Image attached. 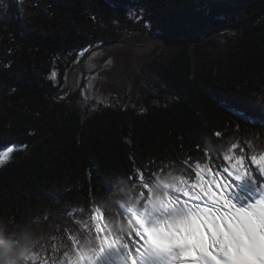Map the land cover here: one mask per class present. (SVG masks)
<instances>
[{
	"label": "trees",
	"instance_id": "obj_1",
	"mask_svg": "<svg viewBox=\"0 0 264 264\" xmlns=\"http://www.w3.org/2000/svg\"><path fill=\"white\" fill-rule=\"evenodd\" d=\"M136 30L184 39L147 58L143 74L156 92L141 87L124 107L87 116L77 95L48 97L67 94L80 51ZM241 109L255 126L237 119ZM261 113L264 0H3L0 150L26 148L0 167V227L55 233L58 223L73 225L65 209L109 201L105 186L117 193L134 165L150 171L205 149L215 158L237 140L264 147Z\"/></svg>",
	"mask_w": 264,
	"mask_h": 264
},
{
	"label": "snow or ice",
	"instance_id": "obj_2",
	"mask_svg": "<svg viewBox=\"0 0 264 264\" xmlns=\"http://www.w3.org/2000/svg\"><path fill=\"white\" fill-rule=\"evenodd\" d=\"M234 115L256 124L249 111ZM17 148L26 145L0 151V166ZM160 163L134 165L117 193L105 186L109 201L65 209L73 225L55 233L0 227V264H264V147L237 140L222 156L205 149L194 161Z\"/></svg>",
	"mask_w": 264,
	"mask_h": 264
},
{
	"label": "rangeland",
	"instance_id": "obj_3",
	"mask_svg": "<svg viewBox=\"0 0 264 264\" xmlns=\"http://www.w3.org/2000/svg\"><path fill=\"white\" fill-rule=\"evenodd\" d=\"M231 32L234 31L232 30ZM149 35L158 36V34H150L142 30H136L123 34L119 39H122L123 41V39L128 36L125 43L139 45L144 41H148ZM153 43L154 45L151 47L153 50H161L167 45H163L161 40ZM114 46L116 45L92 52L84 63L83 73L76 69L78 70L76 88L74 86L73 88L74 90H77V92L73 96H79L80 100L78 102V107L81 114L84 116L98 111L100 108L108 107L113 103L124 107L127 102L126 96L129 93L132 95L134 94L135 98H138L139 95L143 94L140 90L141 87L144 88V90H149L153 93L157 91L156 86L154 85L155 78H148L149 76L145 77L142 70L147 58L153 50L146 57H137L132 51L134 48L130 46L119 45L118 48H115ZM85 51L86 49L78 53L79 57L75 64L80 60L82 56L81 53H84ZM109 59L111 60V63L106 64V61ZM75 64L73 66L74 68L72 67L73 69H75ZM73 69L68 71L70 73L66 77L68 91L69 86L72 88L70 77L72 78ZM52 76H55V79H51L56 82V72H53ZM93 77H95V79H91ZM90 82L93 84V87L88 89L87 86ZM85 94L91 98L85 99ZM21 149L23 148H17L16 151ZM2 150H4V148L0 151Z\"/></svg>",
	"mask_w": 264,
	"mask_h": 264
},
{
	"label": "water",
	"instance_id": "obj_4",
	"mask_svg": "<svg viewBox=\"0 0 264 264\" xmlns=\"http://www.w3.org/2000/svg\"><path fill=\"white\" fill-rule=\"evenodd\" d=\"M158 37L160 39L164 40L165 44H167L169 42H179V41H183L184 40V39H181V38H168L164 34H159V33H158ZM111 45H127V46H130L132 48H137L139 46L138 44L125 43V42L122 41V39H119V40H117V41H115L113 43L100 42V43H97V44H93V45L89 46L88 48H86V51L81 56L80 60L75 64V67L76 66L79 67L80 68V72L83 73L84 63L87 60V58L90 56V54L92 52H94V51L106 49V48H108ZM68 73H67V75H68ZM76 92H77V90H72V88L69 86V91L63 97L52 96V95H50L48 93H47V95H48V97L52 98L53 101L58 102V103H62L64 101L70 99Z\"/></svg>",
	"mask_w": 264,
	"mask_h": 264
},
{
	"label": "bare ground",
	"instance_id": "obj_5",
	"mask_svg": "<svg viewBox=\"0 0 264 264\" xmlns=\"http://www.w3.org/2000/svg\"><path fill=\"white\" fill-rule=\"evenodd\" d=\"M148 38H149L148 41H144L142 44H139V46L137 48L132 49L135 56L146 57L147 55H149V53H151L153 50L151 48L154 45L153 42H159V40H161L163 42V45H165V41L160 39V38L158 39V36L149 35ZM127 39H128V36L123 39V42L127 41ZM111 46H113V45H111ZM111 46H109L108 48H110ZM114 47L118 48L119 45L118 46L116 45ZM76 69L80 70L79 67H75V69H73V71H72V78L70 77V83L72 85L73 90H74L73 86L76 88V81H77V75H78V70H76ZM69 73H68V75H69Z\"/></svg>",
	"mask_w": 264,
	"mask_h": 264
}]
</instances>
